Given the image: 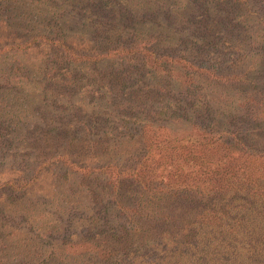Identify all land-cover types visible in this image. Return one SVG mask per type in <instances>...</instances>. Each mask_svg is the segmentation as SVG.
I'll list each match as a JSON object with an SVG mask.
<instances>
[{
	"label": "rangeland",
	"instance_id": "1",
	"mask_svg": "<svg viewBox=\"0 0 264 264\" xmlns=\"http://www.w3.org/2000/svg\"><path fill=\"white\" fill-rule=\"evenodd\" d=\"M0 264H264V0H0Z\"/></svg>",
	"mask_w": 264,
	"mask_h": 264
},
{
	"label": "trees",
	"instance_id": "2",
	"mask_svg": "<svg viewBox=\"0 0 264 264\" xmlns=\"http://www.w3.org/2000/svg\"><path fill=\"white\" fill-rule=\"evenodd\" d=\"M115 50V49H113ZM117 52V51H115ZM107 54V53H106ZM168 192L173 198L170 197V200L174 204L169 208V220L167 219V216H162L161 220H158L156 224L160 225L159 228H156L154 226L151 227V235L152 236H162L161 239L167 244V247L169 246V250L165 252V255L162 259L164 260H171L175 259L179 256L180 252V258L186 260L187 263H193L192 259L194 256L190 254L186 249L191 244L188 239L191 240L193 237L199 236V226L200 222L196 220V217H199L200 215H204L208 209H200L201 213H196V217L192 220L188 219V210H191L193 207L184 204V199L187 197L185 193H178L174 195V192L166 191ZM177 197V198H176ZM180 199V202L178 201ZM168 204L167 202H165ZM241 206H234L233 210L240 209ZM212 210V209H210ZM192 211V210H191ZM220 211V210H219ZM213 212V211H212ZM222 212V211H221ZM223 213V212H222ZM170 224V225H169ZM197 224V225H194ZM202 224V223H201ZM128 236L132 238V235L128 233ZM137 237L138 235H134L133 238ZM179 236H183V241H177ZM140 238V237H139ZM125 239H128L127 235L125 236ZM133 240V239H132ZM183 247V250H180V247ZM170 256L169 259H167ZM168 261V263L170 262Z\"/></svg>",
	"mask_w": 264,
	"mask_h": 264
}]
</instances>
